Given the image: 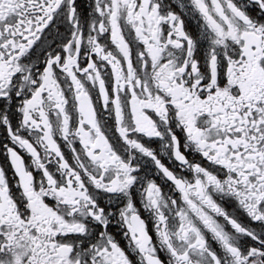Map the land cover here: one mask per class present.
Returning a JSON list of instances; mask_svg holds the SVG:
<instances>
[{
	"label": "snow or ice",
	"instance_id": "snow-or-ice-1",
	"mask_svg": "<svg viewBox=\"0 0 264 264\" xmlns=\"http://www.w3.org/2000/svg\"><path fill=\"white\" fill-rule=\"evenodd\" d=\"M0 264H264V0H0Z\"/></svg>",
	"mask_w": 264,
	"mask_h": 264
}]
</instances>
